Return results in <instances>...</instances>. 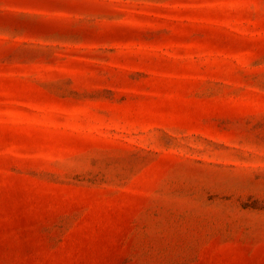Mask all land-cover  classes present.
<instances>
[{
  "label": "rangeland",
  "instance_id": "obj_1",
  "mask_svg": "<svg viewBox=\"0 0 264 264\" xmlns=\"http://www.w3.org/2000/svg\"><path fill=\"white\" fill-rule=\"evenodd\" d=\"M0 264H264V0H0Z\"/></svg>",
  "mask_w": 264,
  "mask_h": 264
}]
</instances>
